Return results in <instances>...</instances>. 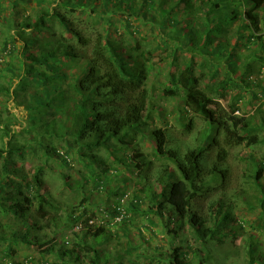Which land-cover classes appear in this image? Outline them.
Segmentation results:
<instances>
[{
	"label": "trees",
	"instance_id": "1",
	"mask_svg": "<svg viewBox=\"0 0 264 264\" xmlns=\"http://www.w3.org/2000/svg\"><path fill=\"white\" fill-rule=\"evenodd\" d=\"M27 1L13 0L14 19V10ZM42 2L0 43V63L6 61L0 94L27 112L17 134L9 118L0 122L9 139L0 148V246L8 245L5 257L12 260L11 244L21 242L51 256V264H226L225 242L243 229L233 214L232 201L239 199L246 209L259 212L243 246L244 264H264V158L239 159L242 182L231 198L225 195L230 152L264 146L261 124L254 122L264 125L263 112L256 117L234 113L246 94L264 99V54L257 56L264 53V0H143L144 10L137 9L136 0H36V5ZM113 19L121 28L111 26ZM137 19L164 26L167 38L145 43L132 27ZM168 29L174 34L165 33ZM111 31L119 36L112 37ZM241 47L245 53L238 51ZM165 58L172 70L161 93L182 107L177 123L186 133L196 119L204 123L192 147L182 152L168 146L164 129L150 126L148 79ZM221 70L224 79L215 82ZM28 134L32 136L23 144L15 143V137ZM146 139L160 160L154 174L155 161L140 150ZM54 142L64 144L66 155L77 152L86 161L83 166L99 194L119 172L116 165L133 168L140 183L130 199L94 207L82 188L88 179L76 182L81 201L66 225L80 229L70 247L68 241L58 247L55 238L41 242L31 236L32 230L58 228L61 222L58 206L43 192L46 163L52 158L69 163ZM28 156L40 161L32 165L31 176L14 165ZM94 167L101 177L92 178ZM61 178L63 189L72 190L68 176ZM116 190L105 194L117 195ZM9 216L11 222L5 223ZM138 217L149 226H140L141 238L134 244L127 234ZM108 218L112 231L97 222ZM150 226L163 236L155 246L142 237L143 228ZM120 231L125 241L114 244Z\"/></svg>",
	"mask_w": 264,
	"mask_h": 264
},
{
	"label": "rangeland",
	"instance_id": "2",
	"mask_svg": "<svg viewBox=\"0 0 264 264\" xmlns=\"http://www.w3.org/2000/svg\"><path fill=\"white\" fill-rule=\"evenodd\" d=\"M137 2L134 4L137 9L144 10L145 5L143 4V0H136ZM38 2V0H37ZM132 4V3H131ZM13 5V0H0V43L2 40H6V38L9 35L13 34V29L11 28L16 22H20L25 17H32L34 15V12L39 10L40 7L44 6L45 3H41L40 5H36V0H29L27 2H23L18 6L17 10L15 11L16 19L10 15L11 9ZM181 8V7H180ZM152 15L155 13H151ZM160 22V20H158ZM157 21V22H158ZM153 22V21H152ZM152 22H141V20H133L131 22L133 28L139 29V36L144 40V42H152L156 41L158 37L160 38H167L164 33H162V30L164 26L160 27L156 23ZM116 24V26L119 27L120 24H122L120 21H117L113 19L111 21V26ZM121 26V25H120ZM121 28V27H119ZM169 31V32H168ZM174 34L173 29H168L165 33ZM112 37H118L113 34V31H111ZM123 36V34L121 35ZM233 36V35H232ZM253 49V48H252ZM1 51V50H0ZM238 51H241L245 53L244 49L241 47L238 49ZM264 53L259 52L257 56H262ZM260 63V61H259ZM6 64V61L4 63H0V76L2 73V70L4 69ZM171 67L169 65L168 60L166 58L163 60L161 65H158L154 71V73L150 76L148 79V86L152 93V102H153V110L151 112L152 114V125L151 127L156 128H162L164 129L168 136L170 137L168 146L174 147L178 149L179 151H185L187 148L192 147V140L194 138V135L197 134V131L201 129L202 125H204L202 120L196 119L194 122V127L191 133H186L182 131L181 127L177 123V115L178 110L182 109L181 106H178L177 102L175 100H170L168 98H165L162 96L161 93V86L165 84L168 81V74L171 72ZM223 70L220 71L218 74V78L215 82H220L224 79ZM259 78L258 76H254L253 79ZM213 82V85L214 83ZM207 86V87H206ZM205 88L210 90L211 86L210 84H207ZM252 89H254L252 87ZM213 99H218V96L210 93ZM231 96V98H230ZM245 99H242L235 105L234 113L236 116H261L260 112H263L264 114V99L260 96L257 98H251L249 94L245 95ZM230 98L229 102H234V94L231 93L229 95L228 100ZM219 100V99H218ZM182 113L185 114V111L182 110ZM263 116V115H262ZM0 122L2 123L6 119H10L13 123H10V128L12 133H19L21 129L24 126V122H26L27 118V112L24 110L21 106H16L14 102L11 100L7 101L6 96L3 94H0ZM254 122L260 126L261 124V131L264 132V125L260 120L257 121V119H254ZM4 131V130H3ZM3 131L2 127H0V148H2L3 144L8 142V137H3ZM30 135V136H29ZM17 136V135H15ZM31 134L28 135H22L21 137H15L17 144L21 145L26 140L27 137H31ZM25 139V140H24ZM140 150L141 152L152 161H155L154 167V174L156 172V169L159 164V159H157L153 155V148L154 144L152 142H149L147 139L142 140L140 142ZM54 146L58 151V154L62 157V155L65 154V146L64 144H59L54 142ZM131 154V153H130ZM100 155L102 156V159L105 158L104 152H100ZM69 163L67 166L60 163L59 159L52 158L46 163L45 167V184H44V190L45 192L52 200L56 203L59 209V218L61 219L60 225L58 228H55L54 226L46 228L45 230H32L31 236H36V239L38 238L41 242L42 241H48L51 238H55V241L57 243L58 247L65 246L64 242L68 241L69 247L72 245L73 240L75 239L74 233H77L80 228L75 226H68L66 225V222L68 221V215H70L72 208L74 209L75 206L79 204L81 201V197L76 192V182H84L88 179V181L84 182L85 185H83L82 188L85 189L86 192H89L90 198L92 200L93 206L99 207V205L102 204H109L113 201H117L119 199H124L127 197V200L130 199L133 194L138 190L140 187V183L137 179V174L133 168H128L124 166H117L119 167V172H117L114 176H110V180L106 183V188L104 192L98 193L96 189H94V184L91 179H89L90 173L89 169L85 168L83 166V162L77 158V152L70 153L68 155ZM255 157L257 160H260L261 158H264V146L256 147V148H235L230 152L229 157L227 158V161L225 162V168H227V180H226V191L225 195L228 197H232L234 193H236L240 187V183L242 182V173H243V164L240 163L238 160L244 157ZM28 159L23 161L15 160V166L20 167L23 172H28L29 176L30 171L32 169L33 164L40 165V161L38 158L35 160V158H31V156L27 157ZM31 158V159H30ZM101 168V167H100ZM100 169L93 168L94 177L92 178H98L101 177L102 174L99 172ZM68 176L70 179V184L72 185V190H64L62 185V178L61 176ZM85 177V180L83 178ZM154 177V176H153ZM87 178V179H86ZM123 180V188L120 186V181ZM264 185V181L262 182ZM70 185V186H71ZM119 190V193L117 195H113L111 197H107L105 192L109 191H117ZM123 195H121L122 193ZM218 195V194H217ZM217 195H214L213 197H216ZM106 201V202H104ZM241 200L237 199L232 201L234 204L233 214L234 217L237 219V221L242 224L243 229H241V232L233 239L228 240L225 242L224 245V251L227 252L226 255L229 253V257L226 260V264H244L245 256H244V249L243 246L245 244V241L248 237V234L253 232L252 228L254 227L255 219L258 215L257 210L251 211L250 209H246L241 203ZM91 203V204H92ZM203 202L198 203V206L203 210ZM90 209V207H88ZM76 212L75 214H77ZM103 217V216H101ZM100 215L98 218H101ZM4 222L10 223L11 218H5ZM47 221H42V224L46 223ZM98 223L104 222L106 224V227L112 231V227L109 225L111 222V219H99L97 221ZM146 226L148 225V222L141 217L136 218L133 225L129 226V232L127 234V239L129 241H132L134 244H138L140 241L139 238H141V235L138 233V229H140V226ZM253 225V226H252ZM149 226V225H148ZM153 228V231L151 230ZM159 228H155L153 226L143 228L142 231V237L148 238V244L150 246H155L159 240L163 238L162 234L158 232ZM20 234L22 235L23 232H21V228H18ZM55 232V234L53 233ZM157 232V233H156ZM156 233V234H155ZM7 235L9 234L6 233ZM119 238L115 240L113 243L120 242L121 239L123 242L125 241V237L123 236L122 232L120 231ZM31 239V238H29ZM112 243V245H113ZM262 243H264V238L262 239ZM49 243L47 242V245H45L42 250L47 248ZM10 246V245H9ZM13 252L15 253L12 260L7 259L6 256V249L8 248V245L5 247V245L0 246V264H9V262H25L29 260V258L33 261L34 264H40L41 262H47L48 264H51L53 262V258L49 255H41L36 252L35 248L32 245H28L25 243H15L11 244Z\"/></svg>",
	"mask_w": 264,
	"mask_h": 264
},
{
	"label": "built area",
	"instance_id": "3",
	"mask_svg": "<svg viewBox=\"0 0 264 264\" xmlns=\"http://www.w3.org/2000/svg\"><path fill=\"white\" fill-rule=\"evenodd\" d=\"M27 264H34V263H32V262H30V261H27Z\"/></svg>",
	"mask_w": 264,
	"mask_h": 264
}]
</instances>
